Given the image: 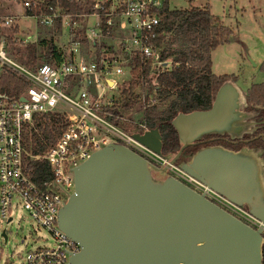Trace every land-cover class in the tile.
<instances>
[{
    "label": "water",
    "instance_id": "water-1",
    "mask_svg": "<svg viewBox=\"0 0 264 264\" xmlns=\"http://www.w3.org/2000/svg\"><path fill=\"white\" fill-rule=\"evenodd\" d=\"M211 103L173 117L180 148L166 158L264 226L261 151L210 144L179 160L204 137L241 140L264 128V115L255 120L261 111L248 110L246 94L230 79ZM132 136L162 155L158 126ZM73 178V192L57 212L58 229L80 249L67 264H263L262 228L244 224L121 143L94 152Z\"/></svg>",
    "mask_w": 264,
    "mask_h": 264
},
{
    "label": "built area",
    "instance_id": "built-area-1",
    "mask_svg": "<svg viewBox=\"0 0 264 264\" xmlns=\"http://www.w3.org/2000/svg\"><path fill=\"white\" fill-rule=\"evenodd\" d=\"M18 1L25 11L40 10L44 3L42 0ZM162 2L93 0L95 12L85 14L92 17L90 27L84 31L86 42H82L88 44L86 51L80 52L76 47L67 57L61 56L59 62L40 63L34 68L22 66L7 55L1 39L0 64L23 77L29 87L18 99H0V239L2 230L8 239L6 228L13 220L11 214L20 209L53 240L51 247L29 252L21 264H67L70 256L80 251L78 244L58 229L57 212L73 192L70 189L74 188V169L110 143H121L154 166L167 168L169 176L203 194L220 209L254 229L262 228L264 237V226L248 210L136 141L132 136L135 133L121 124L125 118L110 111L121 89L132 79L135 58L148 65L151 75L170 71L174 66L172 61L162 58L161 48L152 43L160 23L158 10ZM46 8L50 12L41 10L28 17L37 19L43 27H50L63 16H72L62 14L58 6ZM99 10L104 20L96 12ZM13 19L0 17V27L4 28L3 24L9 27ZM104 40L108 42L106 45ZM147 96L142 97L143 102ZM21 97L23 102L19 100ZM53 113L63 117L65 129L48 151L30 153L24 144L26 134L31 130L38 132L37 120ZM138 126L137 132L147 130L142 124ZM38 160L46 161L51 173L42 185L31 178V164Z\"/></svg>",
    "mask_w": 264,
    "mask_h": 264
},
{
    "label": "trees",
    "instance_id": "trees-1",
    "mask_svg": "<svg viewBox=\"0 0 264 264\" xmlns=\"http://www.w3.org/2000/svg\"><path fill=\"white\" fill-rule=\"evenodd\" d=\"M42 1L44 3L40 10H27L25 16L38 14L41 10L50 12L46 8L49 6L53 9L58 6L62 14L75 17L95 12L92 0L85 1L86 9L79 0ZM168 5L169 0H163L158 10L160 23L156 30V38L152 43L161 48L162 58L169 59L174 66L170 71L151 75L148 65L135 58L132 79L127 87L121 89L120 94L114 100L115 107L110 109L117 117L125 118L121 124L131 133H137L140 130L139 124L144 125L147 130L158 126L162 140V155L165 157L173 156L180 148L176 131L170 122L173 117L178 113L187 114L195 110H207L221 84L228 79L236 81L232 76H216L211 69V52L218 46L229 42L232 34L230 29L223 26L219 19L210 13L208 7L189 6L188 9L169 10ZM96 12L104 20L101 16L102 12L100 10ZM61 22V19L57 20L58 25ZM16 31L17 28L14 29V32ZM3 32L0 27V41ZM6 42L7 45L12 43V37L7 38ZM80 42H86L85 35ZM38 46L39 44L29 43L24 49L10 47V49L6 48V52L25 67L34 68L39 59L48 63L60 61L61 56L53 51V45H50V53L53 57L49 53L43 56L39 54ZM259 67V71L264 75V60ZM28 87L29 83L23 77L5 66L2 67L0 95H3L5 99L9 101L18 99ZM149 92H155L157 102H147L148 96L143 102L142 97ZM246 101L248 110H259L264 114V82L253 84L248 89ZM130 112L136 113V117L128 116L127 113ZM35 126L38 132L31 130L24 138L25 147L30 153L48 151L65 129L63 117L57 113L38 119ZM253 145L262 148L264 140L258 139ZM31 167V178L36 183L42 185L49 180L51 173L46 161H35ZM262 263L264 264V246Z\"/></svg>",
    "mask_w": 264,
    "mask_h": 264
},
{
    "label": "rangeland",
    "instance_id": "rangeland-1",
    "mask_svg": "<svg viewBox=\"0 0 264 264\" xmlns=\"http://www.w3.org/2000/svg\"><path fill=\"white\" fill-rule=\"evenodd\" d=\"M79 1L86 9V0ZM168 6L169 10L207 6L210 13L218 18L223 26L230 29L232 34L229 42L211 52V69L214 75L232 76L236 80L234 81L236 85L245 94L253 84L264 82V75L259 71V66L264 60V0H169ZM0 17L2 19L14 17L9 27L3 24L2 28L4 31L2 40L8 49L10 47L24 49L29 43H36L39 44V54L43 56L49 53L53 57L50 53V45H53L55 53L67 57L76 47L80 52L86 51L88 47V44L82 43L77 46L85 34V29L92 23V17L88 15L63 16L61 24L55 22L50 27H43L37 19L25 16L20 1L0 0ZM9 37H12V43L7 45ZM104 43L106 45L108 42L104 40ZM40 63L46 62L39 59L37 64ZM149 93L148 102H157L155 92ZM127 114L136 117V113ZM70 190L73 191V187ZM11 215L13 220L6 228L7 242L3 238L0 239V264H21L27 254L34 249L51 247L53 243L51 235L37 226L23 211L17 209Z\"/></svg>",
    "mask_w": 264,
    "mask_h": 264
},
{
    "label": "flooded vegetation",
    "instance_id": "flooded-vegetation-1",
    "mask_svg": "<svg viewBox=\"0 0 264 264\" xmlns=\"http://www.w3.org/2000/svg\"><path fill=\"white\" fill-rule=\"evenodd\" d=\"M263 115H264L263 113H260V115L257 116L255 118V120H257L258 122L261 123ZM261 135L264 136V128L262 130L254 132L251 135H244V137H242L241 140H232V139H229L227 136H214V135H211L209 137H204V138H202V140L199 142V144L197 146L191 147L190 149L185 150L182 153V155H181L179 160L180 161L185 160V157L188 154H191V152H195L197 149H199V148H201L203 146H209L210 144L211 145H221V146H223L225 148H229V149H232V150H239L240 148H245V147L254 148L256 150L261 151V156H262V158H264V147L259 148L258 146H254V145L252 146V144L256 140H258V139H256V137L261 136ZM259 139H263L264 140V138H259ZM171 157H173V156H169V158H171ZM242 209L247 210L245 207H243Z\"/></svg>",
    "mask_w": 264,
    "mask_h": 264
},
{
    "label": "crops",
    "instance_id": "crops-1",
    "mask_svg": "<svg viewBox=\"0 0 264 264\" xmlns=\"http://www.w3.org/2000/svg\"><path fill=\"white\" fill-rule=\"evenodd\" d=\"M207 7V6H206ZM61 56V54H59Z\"/></svg>",
    "mask_w": 264,
    "mask_h": 264
}]
</instances>
